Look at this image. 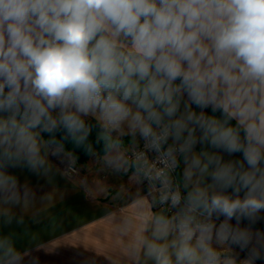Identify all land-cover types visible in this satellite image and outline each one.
Segmentation results:
<instances>
[{"label":"clouds","instance_id":"clouds-1","mask_svg":"<svg viewBox=\"0 0 264 264\" xmlns=\"http://www.w3.org/2000/svg\"><path fill=\"white\" fill-rule=\"evenodd\" d=\"M94 131L130 264H264V0H0V215Z\"/></svg>","mask_w":264,"mask_h":264},{"label":"crops","instance_id":"crops-1","mask_svg":"<svg viewBox=\"0 0 264 264\" xmlns=\"http://www.w3.org/2000/svg\"><path fill=\"white\" fill-rule=\"evenodd\" d=\"M94 153L84 164L77 163L73 175L66 172L69 157L54 160L51 184L20 177L38 197L46 193L44 200L15 210L11 222L0 215V237L11 239L20 264H130L129 237L121 227L142 186L130 172L109 167L105 154Z\"/></svg>","mask_w":264,"mask_h":264},{"label":"trees","instance_id":"trees-1","mask_svg":"<svg viewBox=\"0 0 264 264\" xmlns=\"http://www.w3.org/2000/svg\"><path fill=\"white\" fill-rule=\"evenodd\" d=\"M95 136H96V133L94 131L92 136L90 137V140L93 142L94 151H96L100 154H104L102 142L100 144H97L95 142ZM67 148L73 153V155L75 157H77L75 162L78 164H84L85 162H87V160L89 159V157L91 155V154L86 153L81 148H74L71 144H68Z\"/></svg>","mask_w":264,"mask_h":264},{"label":"built area","instance_id":"built-area-1","mask_svg":"<svg viewBox=\"0 0 264 264\" xmlns=\"http://www.w3.org/2000/svg\"><path fill=\"white\" fill-rule=\"evenodd\" d=\"M66 172L69 173V174H73V173L76 172V167L73 164H69L66 167Z\"/></svg>","mask_w":264,"mask_h":264},{"label":"rangeland","instance_id":"rangeland-1","mask_svg":"<svg viewBox=\"0 0 264 264\" xmlns=\"http://www.w3.org/2000/svg\"><path fill=\"white\" fill-rule=\"evenodd\" d=\"M72 164H73V165L76 167V172H75V173H73V174H76V173H77V171H78V169H77V166H78V165H77V163H76V164L72 163ZM68 165H69V164H67V166H68ZM73 174H72V175H73Z\"/></svg>","mask_w":264,"mask_h":264}]
</instances>
